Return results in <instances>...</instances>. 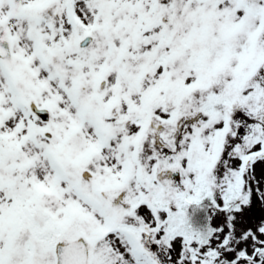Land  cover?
<instances>
[{
  "label": "snow or ice",
  "instance_id": "1",
  "mask_svg": "<svg viewBox=\"0 0 264 264\" xmlns=\"http://www.w3.org/2000/svg\"><path fill=\"white\" fill-rule=\"evenodd\" d=\"M0 264H264V0H0Z\"/></svg>",
  "mask_w": 264,
  "mask_h": 264
}]
</instances>
